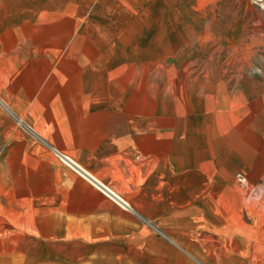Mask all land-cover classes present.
I'll return each instance as SVG.
<instances>
[{
  "label": "crops",
  "instance_id": "1",
  "mask_svg": "<svg viewBox=\"0 0 264 264\" xmlns=\"http://www.w3.org/2000/svg\"><path fill=\"white\" fill-rule=\"evenodd\" d=\"M203 1L0 0V264H264V5Z\"/></svg>",
  "mask_w": 264,
  "mask_h": 264
},
{
  "label": "rangeland",
  "instance_id": "2",
  "mask_svg": "<svg viewBox=\"0 0 264 264\" xmlns=\"http://www.w3.org/2000/svg\"><path fill=\"white\" fill-rule=\"evenodd\" d=\"M246 1L247 0H204L203 9H210L212 6L213 11L203 13L202 15L194 13L187 15L188 17L196 16L199 19L198 24L200 25V28L185 31L184 34L188 42L194 43L196 41L194 40L195 35L202 32L204 34L209 33L213 35V37L218 36V32H225V30L217 31L213 29V25L220 24V26H222L226 23L228 25H232L233 22L241 24V22L246 21V23L248 24V28L255 26L257 21H259L260 16L256 12L247 14L243 11V7L244 5H246ZM250 4L254 7H261L262 5H264V0H250ZM263 15H261V17ZM233 18H235V21H233ZM205 28H207V30ZM211 48L213 49L214 47H203L202 54L204 55V62L209 60L207 56L211 54ZM195 49H198L197 52H199L198 45H189L187 47V53H193Z\"/></svg>",
  "mask_w": 264,
  "mask_h": 264
},
{
  "label": "bare ground",
  "instance_id": "3",
  "mask_svg": "<svg viewBox=\"0 0 264 264\" xmlns=\"http://www.w3.org/2000/svg\"><path fill=\"white\" fill-rule=\"evenodd\" d=\"M63 157V160L65 161V162H67V163H69V165L70 166H72V167H74V168H76V169H78V171H80V173H82L83 174V176L85 177V178H87L88 180H90L91 182H93V183H95V184H97L98 186H100V187H102L103 188V186H102V183H101V185L100 184H98V182L97 181H94L92 178H90V176L87 174V172L85 171V170H83L77 163H75L72 159H70V158H68V157H66V156H62ZM96 185V186H97ZM104 189V188H103ZM109 191H111V190H109ZM105 192H106V190H105ZM108 192V191H107ZM112 192V191H111ZM109 193V192H108ZM108 193H107V195H108ZM113 193V192H112ZM114 194V193H113ZM109 195L110 196H113L114 197V195H112V194H110L109 193ZM118 199L119 200V198L116 196V197H114V199Z\"/></svg>",
  "mask_w": 264,
  "mask_h": 264
},
{
  "label": "built area",
  "instance_id": "4",
  "mask_svg": "<svg viewBox=\"0 0 264 264\" xmlns=\"http://www.w3.org/2000/svg\"><path fill=\"white\" fill-rule=\"evenodd\" d=\"M61 158H62V160H63V157H61ZM63 161H64V160H63ZM64 162H65V161H64ZM65 163H66L69 167L72 168V166H70L69 163H67V162H65ZM73 169H74V168H73ZM90 178H92L94 181H97L96 179H94V178L91 177V176H90ZM97 182H98V181H97ZM98 184L101 185V183H99V182H98ZM102 186H103V185H102ZM103 188H104V190H106V192L108 191L110 194L114 195L111 191H109V189L105 188L104 186H103ZM108 192H107V193H108ZM109 193H108V194H109ZM114 197H116V195H114Z\"/></svg>",
  "mask_w": 264,
  "mask_h": 264
}]
</instances>
